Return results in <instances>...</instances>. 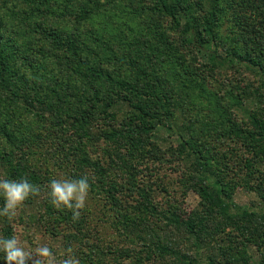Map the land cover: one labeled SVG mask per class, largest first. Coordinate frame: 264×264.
<instances>
[{
	"label": "trees",
	"instance_id": "16d2710c",
	"mask_svg": "<svg viewBox=\"0 0 264 264\" xmlns=\"http://www.w3.org/2000/svg\"><path fill=\"white\" fill-rule=\"evenodd\" d=\"M24 1L36 2V9L22 19L39 16L30 20L33 34L25 50L31 46L42 62L21 52L16 37L2 34L0 16V179H26L39 194L24 201L14 218L0 216V238L16 235L14 223L24 219L61 238L52 248L61 260L71 248L80 264H264V212L235 204L225 181L230 161L239 158L242 180L246 185L253 180L252 190L264 200V0H154L147 8L176 28L183 24V40L205 52L204 67L212 75L242 67L256 77V85L235 84L245 102L239 91L228 89L231 108L218 103L213 109L216 148L194 138L193 130L187 134L191 126L173 125L179 105L172 79L208 89L196 81L195 71L191 77L160 26H143L119 53L110 47L118 36L98 25L83 38L79 26L92 16L94 3L82 6L68 29L47 21L54 12L49 0ZM158 39L161 44L155 45ZM97 46L104 48L96 52ZM152 53L175 59V73L158 74L149 63ZM159 126L177 136L172 162L180 168L184 191L199 197L188 213L169 184L138 179L145 176L142 166L151 172L156 162L167 161V151L150 141ZM85 176L89 195L74 220L71 210L52 204L49 184ZM216 217L222 222L216 224ZM221 224L244 236L243 251L237 236L225 237ZM249 243L259 248V259L246 255Z\"/></svg>",
	"mask_w": 264,
	"mask_h": 264
},
{
	"label": "rangeland",
	"instance_id": "374dc122",
	"mask_svg": "<svg viewBox=\"0 0 264 264\" xmlns=\"http://www.w3.org/2000/svg\"><path fill=\"white\" fill-rule=\"evenodd\" d=\"M93 3L95 4V8L93 9V12L89 14L92 16L87 19V23L79 26L82 36L86 39L90 30L89 28L98 25L103 33L105 32L110 36H118V40L115 41L116 43H110L111 50L122 53L125 49V44L132 40L131 37L134 33L145 25L153 24L160 26L161 29L164 30V34L168 35L169 41L172 45L179 49L178 53L181 55V58H183L185 68L190 70L191 77L193 76L192 71H195L196 81H200L205 88L208 89L207 91L202 92L197 88H192L196 87V84H192V87L189 88L182 84L180 79H172V86L177 89L175 92L179 105L174 113L173 125L176 129H179L183 125L191 126V129H188L187 134H189L190 130H193L194 138L199 136L198 139L200 141H204L206 144L216 148L218 144H220V140L217 143V140L215 142L214 138L217 133L215 129L216 127L214 122H211L210 120L211 117H214L213 109H215V106L218 105V103L219 105L221 103L222 106L224 105L231 108V99L225 94V91L228 89L233 90L234 93L239 91L240 99L245 102L246 100L242 98L245 94H242L240 89H235V84L241 89L245 87V83L249 80L256 85V77L251 72H245L242 67H232L222 71L217 70L218 73L212 75L211 72L207 71L204 67L207 62L205 52L196 50L193 45H189L186 43L187 41L183 40L185 38L181 33L183 24L181 23L180 27L176 28L169 18L161 16L153 10L147 9L153 6L154 0H49L47 4V6H49L48 10L54 12L49 15L47 21L49 23H54V25L56 24V26H66L68 29H71L77 15L80 14V8L82 6H93L89 5ZM34 9H36V2L27 4L24 0H0V16L3 21L1 32L5 36L16 37L18 41L22 42V44H20L21 52H25L29 57L32 55L37 61L42 62V59L36 50H33L32 53L31 46H29L30 50L29 48L28 50H25V47H28V35L31 33L30 20L39 16L30 18L28 21H24L22 18L23 15L28 16L32 13ZM55 15L62 17V19ZM112 17L113 21L111 20ZM157 41L158 42L154 41L155 45L160 43L159 39ZM85 43L86 45H90L87 41ZM103 48L104 47L102 46H97L95 51L97 52ZM108 50L109 49L106 48L104 51L108 52ZM150 60L151 62L149 63L153 67L149 63L148 65L156 70L158 74L161 72L160 74L164 73V75H168L169 73L173 74L176 71L175 59H165L155 56V54L152 53ZM203 76L205 77L204 79L202 78ZM181 78H184V76H181ZM197 95L198 98L196 97ZM233 109L237 112V117H239V119L243 118L240 117L242 116L241 111H238L235 107ZM28 119L32 120L31 117ZM150 141L151 144L156 145L161 152H164L165 150L167 151V161L160 164L156 162L155 166L152 167L153 170H151V172H148L145 167L142 166L143 169L141 173H144L145 176L138 179L143 182L154 181V179L156 182L162 180V182L169 184L170 191L173 189L175 190L172 196H174V199L181 205L182 211L188 213L189 210L196 207L199 197L193 190L189 189L184 191V186L182 187L179 178L180 168L172 162L176 155L175 152L178 143L177 136L174 134L173 130L171 131L165 126H159L154 133H152ZM242 162L239 158L232 159L228 166L229 170L225 171V181L231 185L232 199L234 203L240 207H247L253 211L257 210L264 212V200H262L257 192L252 190V187L250 186V183L253 180L248 181V185L242 180L244 174V170L241 169L243 165ZM159 189L160 187H157V192ZM157 196L161 200H164L165 198L162 194L157 193ZM214 222L219 224L222 222V218L216 217ZM209 223H212V221H209ZM14 224L15 234L27 251L34 253L38 246L45 244L51 249H56L61 245L60 237H51L48 233L42 231V228L36 225V223H30L24 219L19 221V219H17ZM220 227H222L225 237L231 238L237 236V246L239 245V248L241 247L243 251L244 248L241 244L246 242L243 239L244 236L242 237V234H238L236 228L232 229L230 226L224 227L223 224H221L219 228ZM222 241L226 242V239ZM212 245L213 248H216L214 241L212 242ZM246 245L247 244H245V246ZM245 251L247 253L246 255L251 256L253 260L259 259L260 255H262L260 254L259 248L250 243L245 247ZM53 253L59 264V262L62 261L59 258L60 255H57L55 252ZM35 259L36 257L34 255L33 261H35Z\"/></svg>",
	"mask_w": 264,
	"mask_h": 264
},
{
	"label": "clouds",
	"instance_id": "9594fccd",
	"mask_svg": "<svg viewBox=\"0 0 264 264\" xmlns=\"http://www.w3.org/2000/svg\"><path fill=\"white\" fill-rule=\"evenodd\" d=\"M52 204L57 208H66L72 211L73 219L81 215V210L86 206L90 183L88 177L79 179H52L49 184ZM39 194L38 186L26 179L20 181L0 179V195L3 196L4 205L0 208V216L12 219L16 216L17 209L30 196ZM72 249L67 250L66 258L59 264H80L75 256L71 255ZM0 252L4 253L5 264H58L57 258L48 245H41L30 252L22 246L20 239L13 235L11 238H0ZM36 259L33 261V256Z\"/></svg>",
	"mask_w": 264,
	"mask_h": 264
}]
</instances>
